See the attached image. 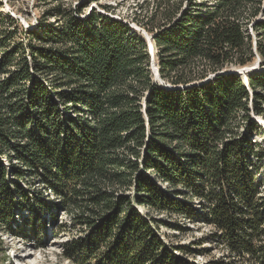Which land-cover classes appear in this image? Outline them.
<instances>
[{
    "label": "trees",
    "instance_id": "obj_1",
    "mask_svg": "<svg viewBox=\"0 0 264 264\" xmlns=\"http://www.w3.org/2000/svg\"><path fill=\"white\" fill-rule=\"evenodd\" d=\"M162 1L133 19L161 83L146 39L94 11L59 4L58 25L0 34V231L27 238L29 209L78 230L71 264H194L207 244L264 264V0ZM173 217L211 231L167 242L185 231Z\"/></svg>",
    "mask_w": 264,
    "mask_h": 264
},
{
    "label": "rangeland",
    "instance_id": "obj_2",
    "mask_svg": "<svg viewBox=\"0 0 264 264\" xmlns=\"http://www.w3.org/2000/svg\"><path fill=\"white\" fill-rule=\"evenodd\" d=\"M162 3V0H0V20H3L0 21V34L19 29L21 32L19 31V35L16 37V41L19 42L27 39L29 31H39L41 24L47 22L55 26L58 25L53 16V10L59 4L63 6V10L71 12L74 16L76 15L82 19L89 17L94 11L97 15L108 16L130 24L134 31H137L146 39L152 60V72L156 80L161 83L157 77L158 68L154 60L156 51L152 43V35L138 26L133 19L138 16L143 19L144 17L156 15L158 10H161ZM209 3H212V1H209ZM186 5L184 3L182 9ZM106 7H111V10L108 11ZM79 10L81 14L77 15L76 13ZM260 18L263 19V17ZM159 20L160 18L157 19L158 22ZM155 28L158 29V26ZM38 46L40 45L38 44ZM258 62L259 60H256L250 67H254ZM258 70L259 68L253 70V72ZM254 119L261 126V132L255 136L254 140L264 147V117L254 116ZM34 184L35 187L41 189V184L38 181ZM139 209L145 213V208L140 207ZM161 218L165 219L166 216L162 215ZM15 220L18 225H22L28 236L26 235L27 238H16L0 231V264H8V261L21 264L20 258L24 253L30 256L22 264H71L68 260L62 258V246L71 238H77L80 233L76 229L69 228V225L66 224L69 223V219L65 215L55 221L36 210L17 209ZM173 221H179L182 227H185V231L180 234L179 232L163 230L162 234L170 237L166 238L167 242L172 241L188 246L199 239L205 238L211 231L208 226L190 224L182 219L177 220L176 217H173ZM173 236H176V238H173ZM202 248L208 251L210 255L193 257L187 254L185 257L194 264H222L223 249L211 244L204 245ZM4 258H6V262H3Z\"/></svg>",
    "mask_w": 264,
    "mask_h": 264
},
{
    "label": "water",
    "instance_id": "obj_3",
    "mask_svg": "<svg viewBox=\"0 0 264 264\" xmlns=\"http://www.w3.org/2000/svg\"><path fill=\"white\" fill-rule=\"evenodd\" d=\"M258 68H259V62L254 67H250V68L248 67V68H243V69H232L228 71L227 73L244 75L245 73L256 70ZM157 77L159 78V71H157Z\"/></svg>",
    "mask_w": 264,
    "mask_h": 264
},
{
    "label": "bare ground",
    "instance_id": "obj_4",
    "mask_svg": "<svg viewBox=\"0 0 264 264\" xmlns=\"http://www.w3.org/2000/svg\"><path fill=\"white\" fill-rule=\"evenodd\" d=\"M23 253H24V252H23ZM29 256H30L29 254L24 253V255H22L21 258H20V260H21L20 262H22V263L26 262V260H27V258H29ZM19 257H20V256H19ZM18 261H19V259H18ZM22 263H21V264H22Z\"/></svg>",
    "mask_w": 264,
    "mask_h": 264
}]
</instances>
